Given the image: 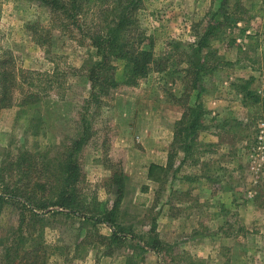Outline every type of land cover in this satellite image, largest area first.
I'll return each instance as SVG.
<instances>
[{
	"label": "rangeland",
	"instance_id": "1",
	"mask_svg": "<svg viewBox=\"0 0 264 264\" xmlns=\"http://www.w3.org/2000/svg\"><path fill=\"white\" fill-rule=\"evenodd\" d=\"M224 12L237 22L223 40L208 41L207 69L188 94L179 72L185 46ZM136 15L154 54L171 58L169 67L113 90L81 152V186L92 205L110 208L115 185L109 177L116 170L126 174L114 223L57 216L45 228L48 264H264V0H144ZM48 18L35 0H0V58L10 52L24 69L52 70L26 29ZM52 48L63 70L79 67L88 52L58 33ZM122 64L116 61L117 79ZM62 80L37 105L43 134H31L32 110L0 109V162L7 151L33 150L38 142L58 150L77 133L88 86L71 73ZM196 102L201 123L193 140L185 138L192 142L184 152L176 130L186 124V106ZM13 211L3 213L0 227L15 221ZM114 230L120 241L100 240Z\"/></svg>",
	"mask_w": 264,
	"mask_h": 264
},
{
	"label": "trees",
	"instance_id": "2",
	"mask_svg": "<svg viewBox=\"0 0 264 264\" xmlns=\"http://www.w3.org/2000/svg\"><path fill=\"white\" fill-rule=\"evenodd\" d=\"M35 1L48 10L49 18L47 22L33 21L26 29L31 41L54 67L47 71L24 69L17 65L10 52L5 54L0 58V109L32 110L35 114L28 118L29 128L33 136H38L43 134V121L37 105L49 97L50 91L63 85L65 73L83 78L89 92L80 100L77 133L60 149L40 147L38 142L34 143L33 150L19 146L16 154L7 151L1 159L0 221L9 208L14 210L15 221L6 228L0 227V264H48L45 228L53 225L57 216L113 225L126 174L116 170L109 177L110 185H115V200L110 208L92 205L81 186L84 177L81 152L96 133L95 116L104 99L120 86H136L153 70L167 69L171 59L167 54L156 56L152 38L139 28L136 13L144 0ZM232 15L224 12L220 20L208 24L195 44L185 46L189 50L188 55L183 53L186 66L179 70L184 92L189 94L197 90L200 74L207 69L208 41L215 35L216 39L220 36L223 40L231 33L225 30L238 19ZM56 33L87 48V57L79 67L67 65L63 70L58 66V55L52 48ZM205 48L208 49L202 54ZM116 61L123 63L118 79L115 77ZM59 97L62 99L63 95ZM201 116L198 102L187 105L182 114L181 122L186 120V124L176 132L184 152L191 148ZM189 135L192 140L188 144L185 138ZM153 168L151 165L149 177ZM121 238L119 231L114 230L111 236H103L100 240L117 243ZM150 248L155 249V245Z\"/></svg>",
	"mask_w": 264,
	"mask_h": 264
}]
</instances>
